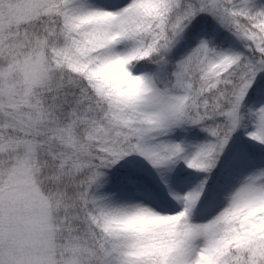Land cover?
<instances>
[{
	"label": "snow or ice",
	"instance_id": "1",
	"mask_svg": "<svg viewBox=\"0 0 264 264\" xmlns=\"http://www.w3.org/2000/svg\"><path fill=\"white\" fill-rule=\"evenodd\" d=\"M0 264H264V0H0Z\"/></svg>",
	"mask_w": 264,
	"mask_h": 264
}]
</instances>
